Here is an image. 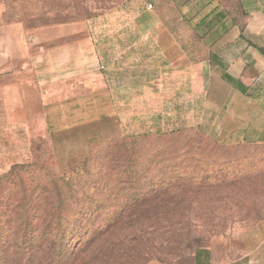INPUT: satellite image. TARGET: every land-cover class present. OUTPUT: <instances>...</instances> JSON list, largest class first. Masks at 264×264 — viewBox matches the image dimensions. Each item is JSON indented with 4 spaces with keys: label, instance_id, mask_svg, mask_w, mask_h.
I'll return each mask as SVG.
<instances>
[{
    "label": "rangeland",
    "instance_id": "obj_1",
    "mask_svg": "<svg viewBox=\"0 0 264 264\" xmlns=\"http://www.w3.org/2000/svg\"><path fill=\"white\" fill-rule=\"evenodd\" d=\"M151 1L0 0V37L11 23L28 32L32 82L38 71L52 76L37 62V40L47 51L60 43L64 55L78 42L74 69L84 99L82 106L63 100L60 125L70 126V120L101 117L102 95L86 94L81 85L91 70L86 53L93 48L103 55L107 40L116 41L119 29L132 30ZM70 67L63 61L58 77L67 78ZM37 93L31 87V110L41 115ZM144 130L107 139L102 125L92 142L74 137L53 144L51 126L41 118L31 117L29 133L0 127V243L15 245L2 250L0 264H173L205 245L233 258L264 236V143L227 145L191 126ZM15 165L16 175L5 178ZM54 180L73 197L76 213L59 252L41 261L38 242L28 244L21 230L42 225L38 210L27 212L28 196L56 192Z\"/></svg>",
    "mask_w": 264,
    "mask_h": 264
},
{
    "label": "crops",
    "instance_id": "obj_2",
    "mask_svg": "<svg viewBox=\"0 0 264 264\" xmlns=\"http://www.w3.org/2000/svg\"><path fill=\"white\" fill-rule=\"evenodd\" d=\"M151 2L153 8L146 3L133 19L132 30L119 29L116 41L107 40L103 55L87 41L91 70L81 85L90 90L86 94L102 95L101 117L84 113L88 119L70 120V126L60 125L63 100L69 96L82 106L84 99L74 69L81 59L78 42L71 41L64 55L60 43L47 51L37 40V62L50 67L52 76L38 71L32 82L28 32L19 23L1 28L0 127L29 133L31 117L41 118L51 126L53 144L74 137L92 142L102 125L112 139L141 133L146 124L145 132L191 126L227 145L264 143V0ZM63 61L71 67L62 80ZM31 87L41 115L31 110ZM173 264H264V236L233 258L205 245Z\"/></svg>",
    "mask_w": 264,
    "mask_h": 264
},
{
    "label": "trees",
    "instance_id": "obj_3",
    "mask_svg": "<svg viewBox=\"0 0 264 264\" xmlns=\"http://www.w3.org/2000/svg\"><path fill=\"white\" fill-rule=\"evenodd\" d=\"M18 168H20V166H13L11 170L4 175V177L8 178L16 175ZM63 185L64 184H61L58 180H54L53 187L57 189L56 192L53 193L45 190L41 194L31 193L28 196V208H26L27 212L31 213V215H35L36 212L39 211V218L43 220L41 222V226L34 228L27 227L21 231L27 240L28 236L30 237L27 242L28 244L32 240L38 242L37 254L39 255L41 261L43 258L47 259V256H55L57 252H59V246H57V244H59L60 237L69 233V229L73 225L70 220L73 219V215L76 213L72 208L73 206L71 201H73V197L64 194L61 190H58V188L61 189ZM35 206L37 207L35 208ZM35 209L38 211H35ZM74 232L75 231H72L71 234ZM6 243H0V253L3 252L2 250H4V248L6 249L15 246ZM19 246L23 248L25 245ZM80 250H82V248ZM14 254L15 252H11L12 256H14Z\"/></svg>",
    "mask_w": 264,
    "mask_h": 264
},
{
    "label": "built area",
    "instance_id": "obj_4",
    "mask_svg": "<svg viewBox=\"0 0 264 264\" xmlns=\"http://www.w3.org/2000/svg\"><path fill=\"white\" fill-rule=\"evenodd\" d=\"M148 8H149V9L153 8V3H152V2H149V3H148Z\"/></svg>",
    "mask_w": 264,
    "mask_h": 264
}]
</instances>
